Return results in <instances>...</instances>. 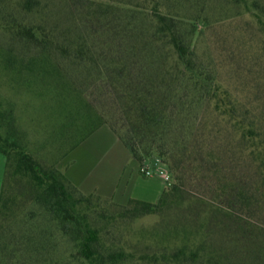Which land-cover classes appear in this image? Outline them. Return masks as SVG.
Returning a JSON list of instances; mask_svg holds the SVG:
<instances>
[{"label": "trees", "instance_id": "1", "mask_svg": "<svg viewBox=\"0 0 264 264\" xmlns=\"http://www.w3.org/2000/svg\"><path fill=\"white\" fill-rule=\"evenodd\" d=\"M187 1L90 0L84 16L64 3L56 10L62 14L53 19L54 13L45 10H53L54 0H22L23 12L48 13L51 23L3 21L31 53L29 60H22L21 71L51 79L55 92L66 91L55 102L76 116L68 151L112 122L111 114H115L119 117L116 124L129 134L127 146L142 164L149 155L143 143L159 139L161 130L176 119L173 109L200 104L201 117L190 144L196 162L191 172L208 180L210 197L206 193L197 196L209 198L207 217H202V209L180 218L181 227L175 226L174 232L183 234L181 241L137 260L147 264H264V113L243 101L239 85H227L199 60L192 44L197 19L190 17L188 22L180 15L179 7ZM87 20H97L100 27L113 22L118 42L98 45ZM257 21L264 32V19L258 16ZM3 54L4 67L15 68L13 55L4 58ZM96 83L107 95L105 100H113V110L106 104L99 105L100 110L89 100L87 91ZM5 116L0 109V121ZM1 128L0 122V154L5 158L0 264H125L132 255L107 246L103 227L89 213L91 197L81 194L55 166L4 136ZM166 152L173 161L171 167L178 170L177 153L184 152ZM181 178L162 192L157 203L131 199L121 216L134 219L178 206L189 197ZM29 204L43 214L44 221L37 223L38 216L29 217L26 223L32 228L7 243L5 232L17 219V209ZM59 239L71 246L66 260L59 254Z\"/></svg>", "mask_w": 264, "mask_h": 264}, {"label": "rangeland", "instance_id": "2", "mask_svg": "<svg viewBox=\"0 0 264 264\" xmlns=\"http://www.w3.org/2000/svg\"><path fill=\"white\" fill-rule=\"evenodd\" d=\"M21 1L0 0V53H5L4 58L8 54L13 55L17 62L15 68L6 69L0 55V109L6 115L0 121L1 131L4 136L17 140L43 163L55 166L81 194L91 197L89 213L93 222L103 227L102 235L107 246L123 249L132 255L125 264H147L137 258L144 253H159L162 248L181 241L183 234L174 232L175 226L181 227L180 218L202 209H205L201 214L203 218L208 214V180L191 172L196 162L190 144L194 142V125L201 117L200 104L173 109L181 113H176V119L161 130L159 139L143 143L149 155L142 164L137 162L127 146L129 134L120 123L116 124L119 117L115 114H111L113 125L112 122L103 124L68 151L67 143L71 126L77 123L76 116L72 117L66 108L55 102L57 96H65L66 91L55 92L49 84L51 79L21 71L22 60H29L31 53L23 41L5 28L3 20L11 18L12 21L34 25L50 24L47 19L51 15L48 13H54L53 19L56 14H62L57 11L64 3V7L68 5L70 10L79 9L81 16L88 14L85 5L90 0H61V3L54 0L53 10L46 9L49 12L44 15L26 14L21 10ZM179 8L186 21L189 22L190 17L197 19L192 44L203 65L217 72L227 85H239L243 101L264 113V32L257 21L258 16L264 19V0H188L185 7ZM87 21L88 25L92 24L90 31L98 45L103 41L118 42L119 34L114 35L113 22L108 20L105 27L101 23L102 29L97 20ZM146 75H149L148 71ZM98 84L90 86L87 91V95L91 94L89 100L99 109V105L106 104L113 110V100H105L107 95ZM170 149L174 153L184 152V155L177 153L181 159L178 170L171 167L173 161L165 155ZM190 152L192 156H189ZM145 167L152 170L151 176L144 173ZM180 177L189 197L182 199L178 206L174 204L161 213L134 219L121 216L120 211L128 207L131 199L157 203L162 192L178 183ZM201 193L208 196L199 199L197 196ZM16 214L17 219L5 232L7 243L32 228L30 222L26 223L29 217L36 215L37 223L44 221L43 214L30 204L19 207ZM50 229L57 233L55 226ZM58 249L66 260L70 244L59 239ZM64 264L76 263L68 261Z\"/></svg>", "mask_w": 264, "mask_h": 264}, {"label": "crops", "instance_id": "3", "mask_svg": "<svg viewBox=\"0 0 264 264\" xmlns=\"http://www.w3.org/2000/svg\"><path fill=\"white\" fill-rule=\"evenodd\" d=\"M4 169H5V158L2 154H0V189H1V185H2V176L4 173Z\"/></svg>", "mask_w": 264, "mask_h": 264}, {"label": "built area", "instance_id": "4", "mask_svg": "<svg viewBox=\"0 0 264 264\" xmlns=\"http://www.w3.org/2000/svg\"><path fill=\"white\" fill-rule=\"evenodd\" d=\"M143 171H144V173L146 174V175H148V176H151L153 173H152V170H150L149 168H143Z\"/></svg>", "mask_w": 264, "mask_h": 264}]
</instances>
